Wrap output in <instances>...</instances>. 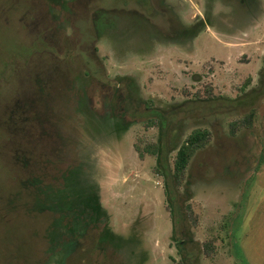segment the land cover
I'll list each match as a JSON object with an SVG mask.
<instances>
[{
    "label": "rangeland",
    "instance_id": "1",
    "mask_svg": "<svg viewBox=\"0 0 264 264\" xmlns=\"http://www.w3.org/2000/svg\"><path fill=\"white\" fill-rule=\"evenodd\" d=\"M137 2L0 0V264H183L146 153L158 128L118 117L127 92L194 103L171 121L172 169L210 132L179 189L188 264H264V0ZM64 185L98 196L94 230L87 200L63 219Z\"/></svg>",
    "mask_w": 264,
    "mask_h": 264
},
{
    "label": "trees",
    "instance_id": "2",
    "mask_svg": "<svg viewBox=\"0 0 264 264\" xmlns=\"http://www.w3.org/2000/svg\"><path fill=\"white\" fill-rule=\"evenodd\" d=\"M121 1L127 2L129 0H121ZM137 1H138L137 2L138 5L141 4V6L148 5L149 3V0L145 1V3L141 0H137ZM213 101L214 98H211V99H207V101L205 102H213ZM189 103L190 102L179 105L176 108L171 109L170 111L157 109L154 106H152L151 103H147V105L141 110L139 108L134 107L132 97L130 96L129 92H127V95L125 96L123 109L121 111V114L118 116L121 118H129L133 122L145 120L147 123L146 125L158 128V135H159L158 144L156 146L153 145L149 147L146 153L153 155L157 158L156 172L158 175H160L163 178L164 181V191L167 198L166 201L168 203L172 217L171 219L173 222V241L175 242V246L177 247L179 254L182 257L183 264H188L186 238L191 237L192 240V232L191 230L188 229L186 230L187 235L185 233L184 237L180 238L177 232V224H179L182 221V219H185L186 216H188L193 220L194 213L192 211L191 205L186 203V201H189L191 197L189 196L188 193L183 194L184 197L181 196L179 189L184 183V177L191 159L193 158V156L196 154L197 151H199L206 145L210 137V132L208 130H199L191 133L181 145L177 153L176 159L174 161V167L172 169L170 164V154L168 152L169 149L167 150V146H166L167 144L166 138L167 136H169L172 119L175 117V115L178 112L184 113L188 110V107L190 105L194 104L193 102L190 104ZM128 125L130 126L131 124L130 123L125 124V126ZM141 156L143 157L142 153ZM63 193H64V200L66 199V201H64L66 204V208L64 209L65 214L63 219L68 220L67 212H69V215L73 218L74 216H72V214L75 211H78V208H75V206H77L78 204V201L86 202L87 200V202L92 203L93 206L89 211V215H87L86 218L84 217L83 218L84 221H86V223H89V226L92 227V229L94 230L100 222V211L102 210L101 204L98 200L99 199L98 196H96V198H93L88 195L87 197L81 196L79 195V193L68 191L65 185H64ZM88 203H84V204H88ZM184 203H186L187 205L184 206L185 205ZM183 209H185L186 213L179 212L180 210L182 211ZM178 213L179 215H181L182 217L181 219L177 218ZM87 218H89V220H87ZM81 246H82V242H81ZM107 264H109V262Z\"/></svg>",
    "mask_w": 264,
    "mask_h": 264
},
{
    "label": "flooded vegetation",
    "instance_id": "3",
    "mask_svg": "<svg viewBox=\"0 0 264 264\" xmlns=\"http://www.w3.org/2000/svg\"><path fill=\"white\" fill-rule=\"evenodd\" d=\"M145 1H147V0H144V3H145Z\"/></svg>",
    "mask_w": 264,
    "mask_h": 264
}]
</instances>
